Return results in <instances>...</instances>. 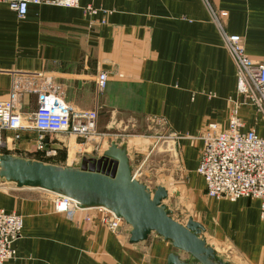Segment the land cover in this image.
I'll list each match as a JSON object with an SVG mask.
<instances>
[{"label": "crops", "instance_id": "crops-1", "mask_svg": "<svg viewBox=\"0 0 264 264\" xmlns=\"http://www.w3.org/2000/svg\"><path fill=\"white\" fill-rule=\"evenodd\" d=\"M79 3L31 4L24 17L0 3V99L19 89L21 106L27 105L28 112L36 108L40 91L55 93L58 87L75 110L98 111L100 131L133 117H141L144 127L145 120L162 122L177 137L171 139L177 160L163 169L173 184L183 183L186 175L188 192L197 200L194 219L204 226L201 236L208 244L229 248L231 264H264L260 201L209 197L196 172L203 146L199 137L211 122L226 127L232 103L239 99L237 66L225 36L240 35L246 52L264 60V0ZM88 5L98 12L87 13ZM102 71L110 79L98 94L96 79ZM240 115L246 129L254 127L264 136V120L253 107L241 106ZM20 133L11 141L15 131H5L7 145L0 150L39 160L34 156L43 153L37 148L39 132ZM52 138L72 145L58 166L72 167L84 156L95 157L81 151L83 143L74 136L48 137L47 147ZM103 141L100 156L108 147ZM0 208L23 216L17 255L4 264H167L169 255L180 250L155 232L131 243L130 225L113 232L89 209L71 216L56 211L54 193L40 188L0 189ZM181 255L186 262L194 260L184 258L187 252Z\"/></svg>", "mask_w": 264, "mask_h": 264}, {"label": "built area", "instance_id": "built-area-1", "mask_svg": "<svg viewBox=\"0 0 264 264\" xmlns=\"http://www.w3.org/2000/svg\"><path fill=\"white\" fill-rule=\"evenodd\" d=\"M80 0H0L24 17L31 4H50L78 7ZM86 12L96 14L92 5ZM225 41L237 66V93L239 99L232 103L228 125L222 127L211 122L199 137L203 146L196 172L206 184L210 197L236 201L241 197L256 198L260 201V215L264 220V136L253 128H245L240 115L243 105L253 107L264 120V60L256 61L246 53L238 34H226ZM110 76L102 71L96 79V91L102 93ZM57 92L40 91L37 107L33 112L23 110L19 89H13L9 99H0V146L4 144V132L15 131L11 140L20 138V131L35 129L39 132L38 148L43 149L47 135L88 138L97 132L98 111H77L64 99L62 89ZM169 139L176 136L169 135ZM7 140V138H6ZM136 176V175H135ZM56 211L71 216L81 209L76 200L54 194ZM95 211L99 219L111 231L118 232L124 220L104 207L86 208ZM90 219V217H88ZM23 216L16 211L0 208V264L17 255L15 242L22 235Z\"/></svg>", "mask_w": 264, "mask_h": 264}, {"label": "water", "instance_id": "water-1", "mask_svg": "<svg viewBox=\"0 0 264 264\" xmlns=\"http://www.w3.org/2000/svg\"><path fill=\"white\" fill-rule=\"evenodd\" d=\"M133 167L126 147L116 142L100 157L84 156L72 167L11 154L0 156V177L18 187L40 188L68 196L83 209L107 208L132 227L131 243L147 240L155 232L195 258L186 262L179 254L171 253L167 264H228L216 260V256L230 258L229 248L208 244L201 236L204 226L193 217L185 224L174 219L163 202L169 195L167 188L157 186L150 191L135 179Z\"/></svg>", "mask_w": 264, "mask_h": 264}, {"label": "rangeland", "instance_id": "rangeland-1", "mask_svg": "<svg viewBox=\"0 0 264 264\" xmlns=\"http://www.w3.org/2000/svg\"><path fill=\"white\" fill-rule=\"evenodd\" d=\"M26 106L27 105H25V109L23 108L24 111H27L28 109V108L26 109ZM30 108H35V107L32 106ZM35 109H31L32 112ZM31 110L30 111L28 110V112H31ZM125 120L126 122H128L127 124L122 123L118 127L113 126L106 132L100 131V129L97 127V132L88 138L85 137L78 138L74 136L76 139L78 138V142L80 144L81 143L85 144V147L82 144L78 146V148L79 149L81 148V151H83L84 153H92L95 157L97 156L100 157L99 154L101 149L103 148V147H99L101 146L100 145L101 138L104 139L102 144L105 143V141L108 142L107 149L111 145L110 141L117 139L116 143L120 147L125 146L129 157L131 158V160H133L134 167L132 174L135 177V179L147 185V187L152 192L156 189L157 186H165L167 190L169 189L168 190L169 195L163 202L166 204L167 208L170 211L171 216L174 219H176L181 223L184 222L183 224H185L186 220H188L189 217H193V218L194 216L196 217L197 200L194 197L190 196L188 192L186 175L183 174V183L182 181H179L178 183L175 182V184H173L169 182L168 178L166 177L169 171L163 169L165 166L169 167L170 165L173 164V163L170 164L171 159L173 161L177 160V157L174 156L175 152L174 150H172L174 148V144H173L174 142L168 138L170 133L168 132L167 128L164 126V124H162V122H157V121L149 122L147 120H145V127H144L143 119L141 117H133V119H131L130 121H128V119ZM20 137H21V133H20ZM48 137H53V136L47 135L46 139H48ZM18 139H13V140L15 141ZM46 139L43 149H39L37 143L38 150L43 151V153L41 154L39 153V155H34V156H36L39 159V161H43L48 164L57 165V163L61 162V157L67 155V152L72 145L70 144L71 146H69L65 141L63 142L60 141V139L52 138L50 139L51 142L50 147H47V143L49 141L47 142ZM121 141H124L122 145H120ZM3 142L4 144H2L0 147L7 145V140L5 136ZM12 144L14 145L15 143L12 142ZM74 144L75 143L73 142V145ZM106 146L107 144L104 145V147ZM13 148H15V146H12V149ZM3 154L13 155V153L4 152L3 150H0V156ZM29 156H33V155H29ZM12 185L14 186L16 185V183L7 181L6 179L0 177V189ZM125 224L127 225L126 222ZM182 253L184 254L186 252L179 250L177 253L180 255L181 259H183L181 255ZM184 258L195 259L193 256H191L188 253L187 256ZM216 260L231 264L230 259L222 254H217Z\"/></svg>", "mask_w": 264, "mask_h": 264}]
</instances>
